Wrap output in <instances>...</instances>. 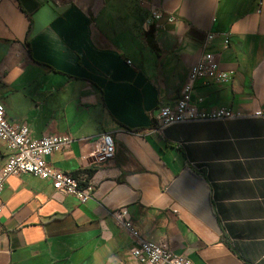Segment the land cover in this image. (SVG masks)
Instances as JSON below:
<instances>
[{"label": "crops", "instance_id": "0c3cea01", "mask_svg": "<svg viewBox=\"0 0 264 264\" xmlns=\"http://www.w3.org/2000/svg\"><path fill=\"white\" fill-rule=\"evenodd\" d=\"M203 52L232 79L196 80L191 100L240 115L156 131ZM0 102L33 139L72 136L49 160L93 186L82 203L8 176L0 264H134L132 236L110 215L119 206L193 264H264V0H0ZM102 133L114 156L94 162ZM7 153L0 141V167Z\"/></svg>", "mask_w": 264, "mask_h": 264}, {"label": "built area", "instance_id": "2783aa9c", "mask_svg": "<svg viewBox=\"0 0 264 264\" xmlns=\"http://www.w3.org/2000/svg\"><path fill=\"white\" fill-rule=\"evenodd\" d=\"M153 18H158L157 12H152ZM222 48L229 43V34L220 32ZM216 33L206 34L205 46ZM130 64V60H126ZM220 83L230 81L232 74L219 68L216 54L203 52L197 61L188 68L182 84L180 96L173 105H161L155 115V130L162 131L165 127L176 123L197 121H222L239 116L229 108L215 107L203 109L191 100V91L196 80ZM255 115H262L256 110ZM75 140L68 134H49L38 139L29 135V128L24 123H14L5 114V108L0 102V141L5 145L8 153L0 167V194L5 180L10 175L31 174L40 179L50 181L56 192L74 196L80 202L91 198L93 186L81 180L78 176L61 171L53 166L49 157L56 151L66 147ZM83 141L88 140L82 138ZM93 147L88 153L94 162H104L114 156L115 144L110 133H102L96 139L89 141ZM84 157V156H83ZM2 202L0 201V211ZM112 219L118 227L128 231L133 239L131 254L134 264H193L184 254L170 251L165 245L148 240L135 230L128 209L119 206L110 212Z\"/></svg>", "mask_w": 264, "mask_h": 264}, {"label": "water", "instance_id": "95a60500", "mask_svg": "<svg viewBox=\"0 0 264 264\" xmlns=\"http://www.w3.org/2000/svg\"><path fill=\"white\" fill-rule=\"evenodd\" d=\"M154 29L153 25H150L148 33L152 32Z\"/></svg>", "mask_w": 264, "mask_h": 264}, {"label": "trees", "instance_id": "16d2710c", "mask_svg": "<svg viewBox=\"0 0 264 264\" xmlns=\"http://www.w3.org/2000/svg\"><path fill=\"white\" fill-rule=\"evenodd\" d=\"M92 169L91 170H88V175H90L91 173H92ZM74 175V174H73ZM86 181H84V183H85Z\"/></svg>", "mask_w": 264, "mask_h": 264}]
</instances>
